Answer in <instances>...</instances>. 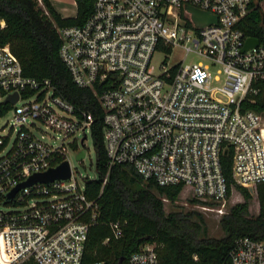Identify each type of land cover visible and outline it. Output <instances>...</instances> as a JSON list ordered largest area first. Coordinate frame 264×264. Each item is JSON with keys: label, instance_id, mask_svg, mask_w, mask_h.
Returning <instances> with one entry per match:
<instances>
[{"label": "built area", "instance_id": "1", "mask_svg": "<svg viewBox=\"0 0 264 264\" xmlns=\"http://www.w3.org/2000/svg\"><path fill=\"white\" fill-rule=\"evenodd\" d=\"M253 1L96 0L83 24L59 29L60 57L74 84L92 90L103 112V188L112 169L123 166L145 182L188 193L186 200L204 211L223 212L238 187L257 195L264 183V122L243 107L264 82V44L244 52L251 37L240 28ZM188 7L217 23L198 27ZM177 50L204 62L154 63L157 54ZM3 104L14 119L10 135L0 134V264H87L86 243L99 205L85 189L100 172L97 165L98 178L80 183L67 153L75 144L69 139L81 138L83 148L75 152L87 157L92 113L59 96L51 80L25 76L8 45L0 47ZM48 132L61 143L47 141ZM228 156L233 184L224 173ZM64 162L71 167L69 180L18 189ZM123 227L111 224L115 239ZM158 248L144 245L129 264H159ZM210 264H264V243L240 238L228 263Z\"/></svg>", "mask_w": 264, "mask_h": 264}, {"label": "trees", "instance_id": "2", "mask_svg": "<svg viewBox=\"0 0 264 264\" xmlns=\"http://www.w3.org/2000/svg\"><path fill=\"white\" fill-rule=\"evenodd\" d=\"M96 0H75L77 15L63 17L51 0H0V47L9 46L20 61L24 75L38 80L49 79L57 94L77 109L92 113V139L98 155L100 176L88 181L85 193L98 203L99 218L90 227L84 262L129 264L130 257L146 244L156 243L159 264L228 263L237 240L251 238L264 243V183L257 187L258 216H252L248 189L238 187L244 202L233 206L220 224L226 236L223 239L207 237L204 216L197 212L166 214L164 199L176 203L179 189L161 188L154 182H145L133 168L117 166L112 169L103 188L106 174V152L103 138V112L98 99L90 89L77 87L60 57L59 29L83 24L92 14ZM254 0L252 7L262 11ZM252 11L240 28L248 37L264 44V16L260 21ZM257 95H250L244 110L264 114V82L256 84ZM0 105V118L10 110ZM230 156L224 161V173L233 184ZM195 204L196 201H191ZM123 223V235L113 237L111 224ZM110 239L107 243L106 240ZM198 257V262L194 260ZM28 264H34L29 262Z\"/></svg>", "mask_w": 264, "mask_h": 264}, {"label": "rangeland", "instance_id": "3", "mask_svg": "<svg viewBox=\"0 0 264 264\" xmlns=\"http://www.w3.org/2000/svg\"><path fill=\"white\" fill-rule=\"evenodd\" d=\"M55 8H57L63 17L65 18H74L77 15V5L75 0H52ZM262 11L252 7L251 11L253 14H257L258 20H262L264 16V5L261 8ZM263 14V16H262ZM184 61L185 64H193L197 62H204V59L196 55H186L185 51L177 50L172 55L166 56L164 53H159L154 58V63L158 66L159 64L165 63L168 67H171L179 62ZM13 112L9 111L0 121V134L5 137L10 135L13 128ZM261 119L264 122V114H261ZM15 133L12 134V139L14 138ZM48 136L51 137L49 141L52 145H58L61 142L57 140V134L48 132ZM76 142L74 139H69V143L75 142L74 146L69 149L67 153V159L70 161L72 170L74 171V178L80 183H82V178L96 179L97 175V165H98V155L94 146L93 139L91 135H88L86 141V150L87 157L83 162L77 160L76 150H81L83 148L81 138ZM188 193L179 196L176 203H171L167 199H164V208L166 214L172 212H191L197 211L204 216L207 237L213 239H223L226 236V233L221 227L222 218L229 213L230 209L238 203L244 202V197L240 191H234L228 204L223 209V212H212L204 211L199 206H195L191 203L190 199H187ZM250 212L252 216H258L259 214V203L257 200V195L253 194V199L250 201Z\"/></svg>", "mask_w": 264, "mask_h": 264}, {"label": "water", "instance_id": "4", "mask_svg": "<svg viewBox=\"0 0 264 264\" xmlns=\"http://www.w3.org/2000/svg\"><path fill=\"white\" fill-rule=\"evenodd\" d=\"M187 11L192 15L193 20L195 21L198 27H203L206 24H216L217 18L196 9L187 8ZM260 41L257 38L251 37L247 40L244 52L248 51L251 48L258 47ZM18 96L10 98L11 103H16ZM85 158V152H81L77 156V160L80 162ZM71 178V167L68 162H64L56 168L50 169L46 173L33 175L26 183L21 185L18 189H24L26 187H33L35 184H46L49 185L54 181H67ZM253 193V190H250ZM13 196L10 195V198Z\"/></svg>", "mask_w": 264, "mask_h": 264}, {"label": "crops", "instance_id": "5", "mask_svg": "<svg viewBox=\"0 0 264 264\" xmlns=\"http://www.w3.org/2000/svg\"><path fill=\"white\" fill-rule=\"evenodd\" d=\"M51 2H52V4H53V1L51 0ZM53 6H54V4H53ZM55 7V6H54ZM59 13H60V11L57 9V8H55ZM61 14V13H60ZM62 15V14H61Z\"/></svg>", "mask_w": 264, "mask_h": 264}]
</instances>
